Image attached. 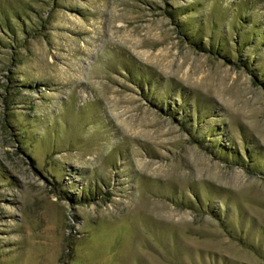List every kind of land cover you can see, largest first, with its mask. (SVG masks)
Listing matches in <instances>:
<instances>
[{"label":"rangeland","instance_id":"374dc122","mask_svg":"<svg viewBox=\"0 0 264 264\" xmlns=\"http://www.w3.org/2000/svg\"><path fill=\"white\" fill-rule=\"evenodd\" d=\"M0 264H264V0H0Z\"/></svg>","mask_w":264,"mask_h":264},{"label":"trees","instance_id":"16d2710c","mask_svg":"<svg viewBox=\"0 0 264 264\" xmlns=\"http://www.w3.org/2000/svg\"><path fill=\"white\" fill-rule=\"evenodd\" d=\"M200 24V23H199ZM191 26L193 27V24H191Z\"/></svg>","mask_w":264,"mask_h":264}]
</instances>
